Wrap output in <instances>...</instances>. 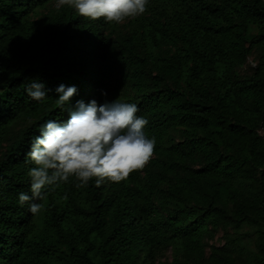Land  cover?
Listing matches in <instances>:
<instances>
[{"label":"trees","instance_id":"trees-1","mask_svg":"<svg viewBox=\"0 0 264 264\" xmlns=\"http://www.w3.org/2000/svg\"><path fill=\"white\" fill-rule=\"evenodd\" d=\"M50 1L0 0V264H153L166 247L169 264H264V0H149L114 36L118 24L67 5L33 18ZM32 80L43 101L26 94ZM61 84L76 88L63 111ZM122 87L155 138L148 165L119 184L70 178L20 206L40 125ZM219 226L237 235L206 254L204 234Z\"/></svg>","mask_w":264,"mask_h":264},{"label":"clouds","instance_id":"clouds-1","mask_svg":"<svg viewBox=\"0 0 264 264\" xmlns=\"http://www.w3.org/2000/svg\"><path fill=\"white\" fill-rule=\"evenodd\" d=\"M148 3L149 0H58L57 8L67 5L89 20L103 18L106 23L120 24L126 18L143 15ZM25 91L32 100L43 101L48 90L42 82L32 80ZM55 91L57 107L63 111L76 88L61 84ZM138 111L137 105L117 100L99 105L95 99L87 104L77 100L66 123L45 121L27 153L26 162L33 165L28 172L31 195L20 193L18 204L43 200L46 189L68 183L70 178L77 188L87 186L93 179L99 187L106 181L119 184L134 171L144 169L156 142L145 135L148 121L138 116ZM41 208V204L31 203L28 210L35 215Z\"/></svg>","mask_w":264,"mask_h":264},{"label":"rangeland","instance_id":"rangeland-1","mask_svg":"<svg viewBox=\"0 0 264 264\" xmlns=\"http://www.w3.org/2000/svg\"><path fill=\"white\" fill-rule=\"evenodd\" d=\"M57 2L58 0H52L48 4H46L44 7L37 10V14L33 15V18L39 17L42 14L46 13L48 10L57 8ZM134 21H132L130 18H126L123 23H120L117 25L114 34L112 36L116 35L117 33H123L130 31L134 27ZM261 56V50L259 48H254L245 59L244 63L237 67L236 71L241 77H247L249 76L255 69L258 60ZM119 75L117 74L115 77V80H117ZM132 96V92L128 89V87H122L120 90V94L118 98L116 99L118 102H124L128 103L130 101ZM23 124L21 122H18L14 126V130H17L21 128ZM262 133V131H261ZM171 137L175 142H178L181 140V135L178 131H171L170 133ZM237 233L234 232L232 227H222L219 226L216 229L209 230L208 233L204 234L203 241L205 245V252L206 254L209 253V249L212 246H222L226 242L228 236H235ZM240 235H250V231H248L246 228L242 229L240 231ZM171 261V252L170 248L166 247L162 253L155 258L153 261V264H169Z\"/></svg>","mask_w":264,"mask_h":264}]
</instances>
